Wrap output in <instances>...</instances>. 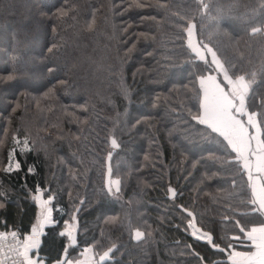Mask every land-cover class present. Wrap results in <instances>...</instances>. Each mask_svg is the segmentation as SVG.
Masks as SVG:
<instances>
[{
	"label": "trees",
	"instance_id": "1",
	"mask_svg": "<svg viewBox=\"0 0 264 264\" xmlns=\"http://www.w3.org/2000/svg\"><path fill=\"white\" fill-rule=\"evenodd\" d=\"M208 49L247 84L264 148V0H0V234L37 230L41 192L45 264L85 248L97 264H230L264 218L234 146L199 120L202 80L221 81Z\"/></svg>",
	"mask_w": 264,
	"mask_h": 264
},
{
	"label": "crops",
	"instance_id": "2",
	"mask_svg": "<svg viewBox=\"0 0 264 264\" xmlns=\"http://www.w3.org/2000/svg\"><path fill=\"white\" fill-rule=\"evenodd\" d=\"M190 43L196 45L193 40ZM192 50L198 58L203 57L204 51L197 45ZM205 86L209 95L206 100L210 105H203L201 119L216 132L227 136L234 146L249 179L252 201L264 218V148L256 118L246 111L243 95H231L215 76L207 77ZM36 225H39L41 233L46 227L45 223L37 221ZM39 235L40 232L36 235L37 249L40 245ZM205 240H209L207 235ZM236 245L238 247L230 248L227 252L230 264H264V225L252 228L246 233L244 240ZM36 251L34 255L40 261ZM56 264H80V259L73 263L62 258Z\"/></svg>",
	"mask_w": 264,
	"mask_h": 264
},
{
	"label": "rangeland",
	"instance_id": "3",
	"mask_svg": "<svg viewBox=\"0 0 264 264\" xmlns=\"http://www.w3.org/2000/svg\"><path fill=\"white\" fill-rule=\"evenodd\" d=\"M190 37H192V33L191 31H189ZM191 48H195L196 45H193L192 43H190L189 45ZM207 54L210 56V60L214 63V65L216 66V69L218 71V73L220 74V78L221 81L218 79V77L213 74L210 76H215L217 78V80L220 82V84L222 86H224L228 92H230L231 95L235 96V95H243L245 94V91L247 89V84L241 80H232L227 73L225 72V70L223 69V67L221 66V64L217 61L215 55L213 54V52L208 49ZM202 87L204 90V98H203V102L202 105H210V103L206 100L207 97H209L208 92L206 90V86H205V79L202 80ZM205 102V103H204ZM208 102V103H207ZM202 110H203V106H202ZM212 109H210L211 111ZM204 112V111H202ZM201 122H203V120L199 119ZM204 123V122H203ZM205 124V123H204ZM109 172V171H108ZM110 173V172H109ZM108 174V173H107ZM106 187L107 190L111 193H117L118 191V187H119V182L116 179H113L112 177L109 176L106 179ZM36 202L38 204L39 207V214H38V220L37 222L39 223H45V224H49L50 222V199L44 198L43 194L41 192H39L36 195ZM36 225V223H35ZM39 225H36V229L40 232L41 235V230L38 227ZM76 229V220L73 217L72 220H70L69 222H67V224H65L64 228H63V234H65L67 240L70 239V235L71 233ZM189 230L191 235L201 241H206V234H203L201 231H199L195 224L192 222H190L189 224ZM39 235V236H40ZM37 238L36 236L33 237H29L27 236L25 238L24 241H26V250L27 253L25 252V264H45L42 261H38L37 257L34 251H36L37 249ZM209 242V240H208ZM80 264H97V256L93 253V250L91 248H85L83 249V251H80Z\"/></svg>",
	"mask_w": 264,
	"mask_h": 264
},
{
	"label": "built area",
	"instance_id": "4",
	"mask_svg": "<svg viewBox=\"0 0 264 264\" xmlns=\"http://www.w3.org/2000/svg\"><path fill=\"white\" fill-rule=\"evenodd\" d=\"M0 264H25V244L18 232L0 234Z\"/></svg>",
	"mask_w": 264,
	"mask_h": 264
},
{
	"label": "water",
	"instance_id": "5",
	"mask_svg": "<svg viewBox=\"0 0 264 264\" xmlns=\"http://www.w3.org/2000/svg\"><path fill=\"white\" fill-rule=\"evenodd\" d=\"M112 145L115 146V144H112ZM168 198L169 199H173L174 198V193H170L169 196H168ZM38 233H39L38 230H35V231L32 230L30 235L31 236H36V235H38ZM76 244H77L76 233H73L71 235V238H70V245L74 247V246H76Z\"/></svg>",
	"mask_w": 264,
	"mask_h": 264
},
{
	"label": "snow or ice",
	"instance_id": "6",
	"mask_svg": "<svg viewBox=\"0 0 264 264\" xmlns=\"http://www.w3.org/2000/svg\"><path fill=\"white\" fill-rule=\"evenodd\" d=\"M53 47H55V46H53ZM49 51H51V49H49ZM51 71H52V69H49V72H51ZM50 94H52V89L51 88H49L48 92L45 93V95H50ZM17 107H19L18 104H17Z\"/></svg>",
	"mask_w": 264,
	"mask_h": 264
}]
</instances>
